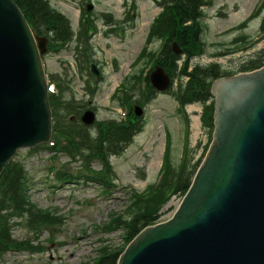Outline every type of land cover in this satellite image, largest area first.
Returning <instances> with one entry per match:
<instances>
[{
	"label": "rangeland",
	"instance_id": "1",
	"mask_svg": "<svg viewBox=\"0 0 264 264\" xmlns=\"http://www.w3.org/2000/svg\"><path fill=\"white\" fill-rule=\"evenodd\" d=\"M47 1L52 9L69 18L72 35L62 46L43 54L46 75L52 74L60 81L62 96L82 106L80 112L92 109L101 122L127 120L124 109L134 104L141 106V116L135 117L140 129L119 153L109 155L108 180H113L106 190L84 178V172L91 168H102L98 160L84 161L81 155L43 148L33 152L19 149L13 159L25 167L30 200L57 219L38 231L26 228L23 219L14 224L12 237L21 242V247L7 251L0 257V264H90L101 246L123 243L121 225L111 229L107 225L111 217L131 216V195L152 189L158 183V174L162 175L167 167V176L171 171L176 175L181 163L194 162L210 141L200 123L201 105L180 107L176 100L178 77L173 76L172 86L164 92L150 87L151 91L145 88L142 93L139 84L133 92L126 93L128 98L121 91L122 83L151 69L153 56L144 67L146 57L137 61L143 48L146 53L156 52L160 46L161 40L146 41L148 28L161 10L155 0ZM206 2L201 17L206 50L190 63L206 64L213 60L235 72L264 46V37L259 38V31L264 30L261 0ZM81 19L92 25L85 33L82 31L87 23L83 28ZM91 63L98 76L89 71ZM83 67L88 70L83 71ZM139 82L142 84L140 79ZM89 132L95 133V126H90ZM57 171L70 178L59 184L55 179ZM181 196V192L172 190L159 209L161 219L172 215Z\"/></svg>",
	"mask_w": 264,
	"mask_h": 264
},
{
	"label": "water",
	"instance_id": "2",
	"mask_svg": "<svg viewBox=\"0 0 264 264\" xmlns=\"http://www.w3.org/2000/svg\"><path fill=\"white\" fill-rule=\"evenodd\" d=\"M172 50L180 52L176 42ZM44 51L16 3L0 0V171L17 148L50 136ZM148 78L158 91L170 85L162 66ZM210 91L213 140L189 188L171 218L143 228L116 264H264V67L219 78Z\"/></svg>",
	"mask_w": 264,
	"mask_h": 264
},
{
	"label": "trees",
	"instance_id": "3",
	"mask_svg": "<svg viewBox=\"0 0 264 264\" xmlns=\"http://www.w3.org/2000/svg\"><path fill=\"white\" fill-rule=\"evenodd\" d=\"M155 1L161 7V11L151 22L146 41L151 42L158 39L161 40V43L156 52L152 50L146 53L143 48L137 61L146 57L144 67L149 58L153 56L152 66L158 64L172 78L173 76L178 77L180 82L174 91L176 100L180 107H185L190 103L202 105L201 125L206 129L210 138L214 110L210 93L211 82L233 72L217 62L207 65L194 64L189 69L191 59L204 54L206 50L202 40L203 25L201 23V7L205 5L206 0ZM14 2L23 12L34 35L46 37L48 51H54L56 47L62 46L71 39L72 32L68 18L52 9L47 0H14ZM260 7L264 9V0ZM84 22L87 25L86 30H83L82 33L89 31L92 27L91 23L85 19H81L80 26L83 25L84 28ZM262 24L264 27V17ZM174 41L181 49L178 55L174 54L171 49ZM257 54L241 64L238 70H252L260 66L263 58L259 59V55L264 57V48L260 50V54ZM141 71L142 69H140ZM50 77V81L55 83L56 92L49 93L52 111V144L45 147L50 151H59L67 155H81L84 161H90V159L100 161L102 168L100 170L90 169L85 172L84 178L99 183L102 189L106 190L113 180V178L108 180L109 173L107 172L111 169L108 157L111 154L119 153L135 132L140 129L139 120L133 117L129 107L127 120L119 123L114 121L97 122L95 124L96 133L91 135L78 119L74 121L67 119L70 114L78 116L81 106L74 103L72 99L63 97L60 81L52 75ZM184 78L186 80L181 82ZM147 81V75L142 77L139 74V78L135 76L128 79L127 83H122L124 88H121V91L123 94L133 92L138 84L142 93L145 88L151 91ZM126 96L129 97L128 94ZM121 103L124 104V102ZM199 161H183L176 175L174 171H171V174L167 176V167L152 189H148L145 194L141 195L133 192L134 197L132 195L131 197L134 199L130 201L131 216L127 219H122L119 216L111 217L107 225L109 229L114 225H121L124 230L123 243L119 246H101L97 256L90 264H116L125 245L142 228L153 224L158 219L159 209L172 190L182 194L186 191ZM60 173L62 172H56L57 179L62 178ZM106 173L108 178H106ZM28 192V177L24 166L19 161H9L0 173V257L8 250L21 247V242L12 237V227L18 223V219H23L25 226L32 231H38L42 227L56 222L57 217L53 213L47 209L37 208L32 203ZM107 227H103V229Z\"/></svg>",
	"mask_w": 264,
	"mask_h": 264
}]
</instances>
